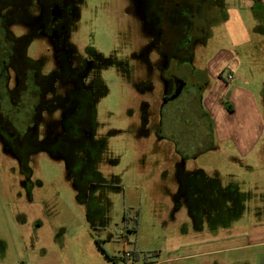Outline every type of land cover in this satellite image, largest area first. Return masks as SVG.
<instances>
[{
    "label": "rangeland",
    "instance_id": "obj_1",
    "mask_svg": "<svg viewBox=\"0 0 264 264\" xmlns=\"http://www.w3.org/2000/svg\"><path fill=\"white\" fill-rule=\"evenodd\" d=\"M126 2L61 1L73 17L64 69L86 56L100 64L88 76L101 82L93 119L103 151L92 164L72 169L52 152H35L28 199L0 139V264H264V0H208L219 9L206 13L212 22L204 43L193 62L170 69L183 76L191 67L206 71L201 95L208 116L197 114V102L187 98L200 93L194 88L153 115L162 126L160 147L177 149L188 166L216 170L246 192L245 209L227 216L230 226L221 231L213 222L226 215L195 217L187 205L174 209L167 192L173 179L162 175L170 165L154 147L158 125L148 135L139 127L140 102L157 98L170 71L149 77L154 53L138 51L144 40L138 19L123 12ZM29 16L27 32L35 25ZM22 27L6 28L18 35ZM34 35L27 56L49 70L54 51L45 35ZM152 84L150 92L137 89ZM229 102L231 111L224 108ZM18 116L11 115L12 125L19 126Z\"/></svg>",
    "mask_w": 264,
    "mask_h": 264
},
{
    "label": "flooded vegetation",
    "instance_id": "obj_2",
    "mask_svg": "<svg viewBox=\"0 0 264 264\" xmlns=\"http://www.w3.org/2000/svg\"><path fill=\"white\" fill-rule=\"evenodd\" d=\"M61 1L0 0V139L4 142V151L11 156L10 162L17 167L19 187L28 199L32 198L34 187L31 165L35 152H52L72 169L82 167L83 162L92 164L103 151L101 138L95 135L93 119V104L100 94L101 82L88 76L91 71L100 70V64L86 56L71 69H64L68 55L65 40L73 17ZM218 9V3L208 5V0H127L123 12L138 19L139 37L144 40L138 51L143 55L154 53L155 59L149 61V77L165 74L164 70L168 74L173 65L180 69L182 62H193V52L204 43L202 39L212 22V17L208 18L206 13ZM29 13L35 25L27 32L25 27L31 25L27 20L31 18ZM16 23L24 26L18 35L6 28L7 25L14 28ZM34 34L45 35L54 51V64L49 70L42 67L39 59L27 56V47ZM169 73L168 78H161L162 88L157 98L140 102L139 127L148 135L152 124L158 125L153 128L156 130L154 147L164 153L165 165H170L169 171L162 170V175L167 177L169 173L173 179L172 190L167 192L176 201L174 209L178 211L187 205L195 217L226 215L213 225L216 231L228 229L231 221L227 216L241 215L246 192L239 193L236 184L223 180L216 170L207 174L195 162L188 166V156L180 155L177 149L164 144L160 147L162 126L159 127L158 119H153L155 110L158 117L164 105L182 90L189 93L191 88L200 92L187 97L197 102L195 112L201 111L208 116L201 95L207 73L193 67L184 76L178 70ZM146 87L140 89L137 85L141 93L153 90V84ZM153 103L157 105L154 107ZM201 105L203 108H199ZM16 112L19 113L16 119L19 126L12 125L11 115ZM87 177H91L90 174ZM198 225L202 228L203 223ZM4 253V244L0 243V259Z\"/></svg>",
    "mask_w": 264,
    "mask_h": 264
},
{
    "label": "crops",
    "instance_id": "obj_3",
    "mask_svg": "<svg viewBox=\"0 0 264 264\" xmlns=\"http://www.w3.org/2000/svg\"><path fill=\"white\" fill-rule=\"evenodd\" d=\"M231 76H232V75H231ZM261 100H262V102L264 103V94H263ZM224 108H225L226 110H228V111H231V110H232V105H231V103L229 102V104L226 105V107H224Z\"/></svg>",
    "mask_w": 264,
    "mask_h": 264
},
{
    "label": "built area",
    "instance_id": "obj_4",
    "mask_svg": "<svg viewBox=\"0 0 264 264\" xmlns=\"http://www.w3.org/2000/svg\"><path fill=\"white\" fill-rule=\"evenodd\" d=\"M227 77L230 78L231 77V74H228Z\"/></svg>",
    "mask_w": 264,
    "mask_h": 264
}]
</instances>
